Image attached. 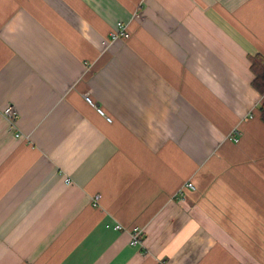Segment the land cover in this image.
Instances as JSON below:
<instances>
[{"label": "crops", "instance_id": "crops-1", "mask_svg": "<svg viewBox=\"0 0 264 264\" xmlns=\"http://www.w3.org/2000/svg\"><path fill=\"white\" fill-rule=\"evenodd\" d=\"M257 54L264 0H0V264H264Z\"/></svg>", "mask_w": 264, "mask_h": 264}, {"label": "built area", "instance_id": "built-area-1", "mask_svg": "<svg viewBox=\"0 0 264 264\" xmlns=\"http://www.w3.org/2000/svg\"><path fill=\"white\" fill-rule=\"evenodd\" d=\"M129 38H130V33L128 31V25H126L124 23H119L118 26L116 27V29L114 31H112V33H111V39L113 41H117L120 39L125 40V39H129ZM87 100L93 107L96 108V110L98 111V113L100 115L106 117V119L109 122L112 121V119L105 114V111L102 108H100L99 106H97L89 97L87 98ZM0 116L5 117L12 124L13 128H16V125H17V122L19 119V113L12 106L6 107L4 109H0ZM17 135L20 136V134H17ZM67 183H70V180H67ZM184 189L195 190V186L192 182H188L184 185L182 190H184ZM99 200H100L99 196L95 197V202H94L95 206L98 205ZM116 229L122 230L123 226L117 225ZM142 234H143L142 229L135 228L131 234V244L135 245V246L142 244L143 243Z\"/></svg>", "mask_w": 264, "mask_h": 264}, {"label": "trees", "instance_id": "trees-1", "mask_svg": "<svg viewBox=\"0 0 264 264\" xmlns=\"http://www.w3.org/2000/svg\"><path fill=\"white\" fill-rule=\"evenodd\" d=\"M251 70L255 75L253 81L254 88L264 96V56L262 54H257L250 56ZM261 117L264 122V102L260 107Z\"/></svg>", "mask_w": 264, "mask_h": 264}]
</instances>
